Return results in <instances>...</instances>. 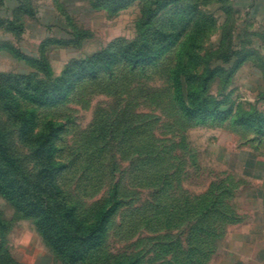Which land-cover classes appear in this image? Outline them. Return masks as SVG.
Returning a JSON list of instances; mask_svg holds the SVG:
<instances>
[{"label": "rangeland", "instance_id": "rangeland-1", "mask_svg": "<svg viewBox=\"0 0 264 264\" xmlns=\"http://www.w3.org/2000/svg\"><path fill=\"white\" fill-rule=\"evenodd\" d=\"M254 7L0 0V128L18 167L0 159V176L38 202L22 210L0 193V264H264V6ZM167 40L150 62H129L126 51ZM5 86L58 99L5 97ZM181 100L232 113L194 117ZM240 109L262 122L241 123ZM51 236L86 257L68 260Z\"/></svg>", "mask_w": 264, "mask_h": 264}, {"label": "trees", "instance_id": "trees-1", "mask_svg": "<svg viewBox=\"0 0 264 264\" xmlns=\"http://www.w3.org/2000/svg\"><path fill=\"white\" fill-rule=\"evenodd\" d=\"M154 17V12L151 9H148V16L144 18L145 21L150 20ZM202 20H208V18H203ZM166 39V38H165ZM172 43L170 40H167V45L158 49V50H146L139 47H135V49L130 51H126L128 54V60L132 64H146L151 61L152 58H156L160 53L165 51ZM113 55H109L108 57L102 56L100 60L105 61V65H109L111 63ZM95 66L93 65L91 67V70H93ZM96 70V69H95ZM177 80V79H176ZM18 85V83H16ZM11 91H17L20 95L25 97V99L32 101L36 104H51L58 98H52V94L47 91H39V86L30 87L29 91L26 90V88L20 90L19 88H10ZM10 89L5 86L2 89V93L5 97L8 96L9 93H11ZM11 95V94H9ZM66 95V93L63 91L61 92V95L59 98H62V96ZM183 101V107L187 110L188 114L194 116V117H201V118H207V117H216L219 119H225L230 113H232V109L229 110H221L220 105L215 103L212 108H210L208 105L206 107H203L202 105H198L195 102L191 103L190 106ZM186 104V105H185ZM236 118L238 121H240L243 124L251 125L255 122H262L260 116L251 115L246 111H242L241 109L236 112ZM0 159L7 165V167L11 170L18 171V167L14 161V159L11 157V152L8 146V142L6 140V136L3 133V131L0 128ZM0 193L12 200L14 204L22 210H27L29 207H36V204L38 202L34 203L30 201V199L26 196L27 195V188L26 185L20 184L15 181H6L4 178L0 176ZM72 212H69L68 217L71 218ZM73 221V220H72ZM91 234L88 235V238L85 240L88 245H91V248H89V254L90 251L98 247V245L101 243V239L105 232V225H104V217L100 216V219L96 221L95 224L91 225ZM49 240L52 241V244L54 246L59 247V252L62 253L64 251H67V254L65 255L66 258L70 261H78L83 259V257H86L84 253H80V250L78 248H69L68 244H65L64 240L59 237H49ZM88 254V255H89Z\"/></svg>", "mask_w": 264, "mask_h": 264}, {"label": "crops", "instance_id": "crops-1", "mask_svg": "<svg viewBox=\"0 0 264 264\" xmlns=\"http://www.w3.org/2000/svg\"><path fill=\"white\" fill-rule=\"evenodd\" d=\"M234 3L239 4V6L246 8L248 6V4H254V15H257L258 13V7L257 4H261L264 6V0H232Z\"/></svg>", "mask_w": 264, "mask_h": 264}]
</instances>
